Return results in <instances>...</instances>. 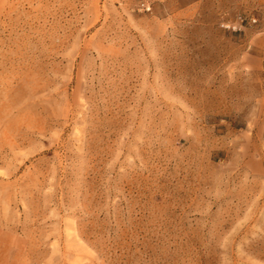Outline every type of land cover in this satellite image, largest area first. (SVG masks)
<instances>
[{
	"label": "rangeland",
	"instance_id": "rangeland-1",
	"mask_svg": "<svg viewBox=\"0 0 264 264\" xmlns=\"http://www.w3.org/2000/svg\"><path fill=\"white\" fill-rule=\"evenodd\" d=\"M0 0V264H264V0Z\"/></svg>",
	"mask_w": 264,
	"mask_h": 264
},
{
	"label": "built area",
	"instance_id": "built-area-1",
	"mask_svg": "<svg viewBox=\"0 0 264 264\" xmlns=\"http://www.w3.org/2000/svg\"><path fill=\"white\" fill-rule=\"evenodd\" d=\"M140 5H141V9H142V10H145V11H149L150 8H151V5H150V3H149L148 0H143V1H141V2H140Z\"/></svg>",
	"mask_w": 264,
	"mask_h": 264
}]
</instances>
